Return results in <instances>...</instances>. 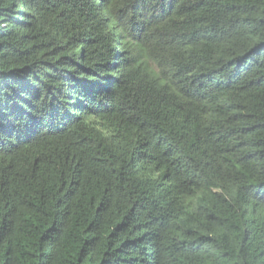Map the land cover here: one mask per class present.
Returning a JSON list of instances; mask_svg holds the SVG:
<instances>
[{"label": "trees", "instance_id": "obj_1", "mask_svg": "<svg viewBox=\"0 0 264 264\" xmlns=\"http://www.w3.org/2000/svg\"><path fill=\"white\" fill-rule=\"evenodd\" d=\"M0 264H264V0H0Z\"/></svg>", "mask_w": 264, "mask_h": 264}]
</instances>
